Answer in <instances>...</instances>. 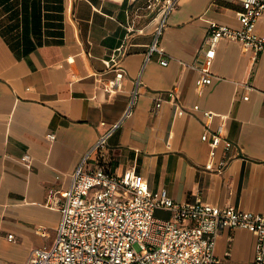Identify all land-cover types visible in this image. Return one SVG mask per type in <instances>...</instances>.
I'll return each mask as SVG.
<instances>
[{"label":"crops","instance_id":"obj_1","mask_svg":"<svg viewBox=\"0 0 264 264\" xmlns=\"http://www.w3.org/2000/svg\"><path fill=\"white\" fill-rule=\"evenodd\" d=\"M164 3L0 0V264L23 263L53 243L61 221L54 199L86 155L114 173L134 166L177 201L264 212V52L254 59L239 40L222 38L202 88L200 69L189 65L201 64L211 21L240 26L242 0H178L158 38L168 64L158 50L149 54ZM255 26L264 34V12ZM120 69L121 87L110 92L104 84ZM222 117L233 147L222 143L212 155L202 133ZM111 126L106 148L93 150ZM255 243L248 229L224 228L215 252L221 264H251Z\"/></svg>","mask_w":264,"mask_h":264},{"label":"built area","instance_id":"obj_2","mask_svg":"<svg viewBox=\"0 0 264 264\" xmlns=\"http://www.w3.org/2000/svg\"><path fill=\"white\" fill-rule=\"evenodd\" d=\"M177 2L165 0L162 19L149 49V54L159 51L162 64H168L171 57L164 54L158 38ZM263 12L264 0H242L237 11L240 26L210 22L201 64H189L201 71L196 80L199 88L213 79L209 68L222 38L239 40L243 51L255 54L254 59L264 52V34L257 32L255 26ZM123 76L124 71L118 70L104 84L105 89L117 91ZM140 83L139 76L126 114L131 113ZM169 94L174 97L175 91L171 89ZM161 103L158 101L157 106ZM204 115L212 119L214 113L205 110ZM114 130L115 126H111L102 133L93 150L103 151ZM47 137L54 139L56 135L51 132ZM202 140L210 142L212 155L222 143L226 151L233 147V142L225 137L223 117L215 131L205 127ZM88 157H83L76 167L69 187L54 199L61 211V221L53 243L34 247L26 261L19 264H221L215 252L217 237L224 228L233 227L254 233L255 255L251 264H264V212L201 200L177 201L166 187L151 189L134 166L114 173L105 165L90 164ZM22 159L29 163L31 155L25 153ZM227 162V157L220 159L218 172L223 171ZM159 209L169 211L170 215L159 216ZM8 237L14 238V234L9 233Z\"/></svg>","mask_w":264,"mask_h":264}]
</instances>
